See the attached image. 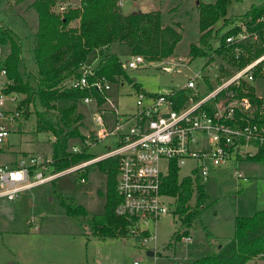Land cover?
Instances as JSON below:
<instances>
[{"label":"rangeland","instance_id":"1","mask_svg":"<svg viewBox=\"0 0 264 264\" xmlns=\"http://www.w3.org/2000/svg\"><path fill=\"white\" fill-rule=\"evenodd\" d=\"M12 1L16 0H0V27L13 30L20 39L24 63L20 68L21 73L30 87L37 88L38 71L34 63V49L38 13L35 9H30L26 1L10 4ZM122 1L121 10L126 15L159 11L164 25L176 27L183 34V40L173 57L162 62L149 61L151 63L142 68L126 71L127 77H117V82L112 83L110 97L121 112L127 113L135 109L137 91L144 90L153 94L181 89L199 71H202L204 77L199 82L202 96L220 86L221 58L194 57L191 53L192 45L203 47L199 43L202 34L199 29L198 7L202 2L215 0ZM80 2L57 0L58 4L67 3L68 9L78 8ZM263 4L264 0H233L227 15L229 22L221 20L214 27L215 38L211 41L214 49L220 43L217 36L219 31L224 34L229 23L239 21L253 6ZM54 11L62 15L57 5ZM73 26H78V22ZM3 49L7 60L9 46H3ZM113 51L123 54L124 63L130 59L125 46L116 45ZM183 61L185 62L182 63ZM166 68H172V71H167ZM9 80L8 92L14 93L8 94V99L14 97L18 101L7 103L4 110L15 112V107L19 105L21 118L16 122L8 119L1 122L11 135L7 138V144L0 146V163L11 158L28 157V153L43 159L53 157L54 136L37 128L38 112L45 111L39 98L11 90L15 82L10 75ZM205 80L210 87L204 85ZM251 86L257 97L264 99V79H256ZM98 102L101 105L103 103L99 99ZM95 104L84 101L79 103L78 110L84 116L80 132L85 140L71 139L68 149L71 151L72 147L79 146L92 159L106 154L109 148L114 149L118 145L116 136L99 139L98 134L104 127L96 122L98 114ZM53 114L56 115L54 112ZM104 121L105 130H110L115 125L113 116H105ZM99 165H91L85 174H67L54 184L25 192L16 201L1 199L0 264H191L211 253L215 246L226 244L234 237L237 217H251L264 209V159H252L239 164V171L246 180L236 177L234 164L222 166L211 173L210 179L203 185L207 198L202 206V219L190 230L192 242L181 240L170 246L175 232L180 229V221L174 211L160 218L154 228L156 241L146 247L141 245L139 239L129 238L127 234L102 239L93 235L88 218L69 217L61 202L62 198L74 199L78 205L86 208L89 218L103 215L108 176ZM192 167V162L183 167L178 173L179 179L190 178ZM162 169L167 170L166 163L162 164ZM83 176L88 179L86 183L81 182ZM169 199L175 205L176 200L172 197ZM196 203L197 193L191 201L193 206ZM206 229L214 236L210 240L211 245ZM254 262L247 264H264V259L257 258Z\"/></svg>","mask_w":264,"mask_h":264},{"label":"built area","instance_id":"2","mask_svg":"<svg viewBox=\"0 0 264 264\" xmlns=\"http://www.w3.org/2000/svg\"><path fill=\"white\" fill-rule=\"evenodd\" d=\"M57 7L62 14L68 10L67 3H57ZM229 30L234 32L212 53L213 59L220 57L222 61L220 86L204 96L199 84L204 77L199 71L181 89L153 94L137 91L135 109L123 113L110 97L113 82L103 77L90 83L87 76L92 68H84L83 76L74 80L71 87L95 88L100 94L102 105L95 97L83 101L97 105L96 122L104 127L99 139L116 136L117 147L60 171L55 170L53 157L29 155L15 165L0 164V200L16 201L23 193L52 184L67 174H85L91 165L112 160L117 163L120 198L115 212L128 221V237L139 239L146 247L156 241L154 228L160 218L175 209L170 197L162 192L164 180L174 167L180 171L192 162L190 178L201 186L211 173L230 164L236 167V177L246 180L239 164L256 158L264 149V99L257 97L251 86L256 79H264V15L256 20H239ZM5 61L0 44V146L7 144L11 135L1 122L21 118L19 105L15 112L4 110L7 103L18 101L14 97L8 99V94L14 92H8L10 80ZM147 63L151 62L144 56L135 55L123 62V69L137 70ZM206 84L209 86L207 80ZM107 115L115 117L110 130H105ZM71 152L79 154L82 149L74 146ZM163 163L167 164V170L162 169ZM81 182L86 183L87 177L83 176ZM183 240L192 242L190 236Z\"/></svg>","mask_w":264,"mask_h":264},{"label":"trees","instance_id":"3","mask_svg":"<svg viewBox=\"0 0 264 264\" xmlns=\"http://www.w3.org/2000/svg\"><path fill=\"white\" fill-rule=\"evenodd\" d=\"M120 1L81 0L78 8H70L62 15L54 11L57 0L33 2L32 7L38 13L34 49L37 88L30 87L21 73L20 68L24 63L20 39L10 29L0 27V44L10 49L5 61L8 73L15 82L10 89L39 98L45 111L38 112L37 128L55 138L52 155L57 171L92 159L86 151L73 154L68 150L71 139L85 140L80 132L84 116L78 110L79 103L88 97L98 98L102 102L95 88L80 90L71 87L74 80L83 76L84 68H92L91 74L87 76L90 83L103 77L117 82V77H127V74L123 69V54L113 51L116 45L127 47L130 57L142 55L147 61L162 62L173 57L183 40V34L176 27L164 25L159 11L126 15L119 6ZM232 1L215 0L199 5V29L202 34L199 43L203 47L191 46L194 57L210 56L213 59L212 53L216 52L211 44L215 38L214 27L221 20L229 22L227 15ZM262 15L264 4L253 6L240 20H256ZM75 22H78L76 27L73 26ZM220 32L217 36L224 45L226 37L234 31L227 27L224 34ZM206 47L209 49L206 50ZM263 159L264 149L254 160ZM99 164L108 176L105 213L89 218L86 208L78 205L74 199L62 198L61 202L69 217L88 218L94 236L102 239L118 238L120 234H127L128 221L115 212L120 202L117 163L107 160ZM178 173L179 170L174 167L165 178L162 188L164 195L176 200L174 213L180 221V229L175 232L170 246L190 236V230L202 219V206L207 198L203 186L195 184L191 178L180 180ZM195 193L197 203L193 206L191 201ZM207 236L209 241L214 237L210 232ZM257 258L264 259V209L251 217H237L234 237L226 244L215 246L211 253L191 264H247Z\"/></svg>","mask_w":264,"mask_h":264},{"label":"crops","instance_id":"4","mask_svg":"<svg viewBox=\"0 0 264 264\" xmlns=\"http://www.w3.org/2000/svg\"><path fill=\"white\" fill-rule=\"evenodd\" d=\"M23 1H26L28 4H29V8L30 9H34L33 7H32V4H33V2L35 1V0H16L15 2L14 1H12V2H10V4H19L20 2H23ZM81 1V0H80ZM13 31V30H12ZM15 34V33H14ZM2 151V150H1ZM10 151H12V150H8V151H5L4 150V152H10ZM28 155H34V156H36L35 154H32V153H28ZM20 160V158L19 159H17V158H11L10 160H6L4 163H0V164H17V162ZM247 162V161H246ZM243 163H245V162H243ZM243 163H241V164H243ZM87 181H88V179H87ZM214 239V238H213ZM212 239V240H213ZM212 242V241H211ZM209 243H210V241H209ZM210 245H211V243H210ZM257 260V259H256ZM250 262H253V263H255L254 262V260L253 261H250Z\"/></svg>","mask_w":264,"mask_h":264},{"label":"water","instance_id":"5","mask_svg":"<svg viewBox=\"0 0 264 264\" xmlns=\"http://www.w3.org/2000/svg\"><path fill=\"white\" fill-rule=\"evenodd\" d=\"M152 255V254H151Z\"/></svg>","mask_w":264,"mask_h":264}]
</instances>
